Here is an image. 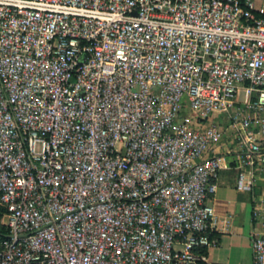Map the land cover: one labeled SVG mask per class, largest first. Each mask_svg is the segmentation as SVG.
Listing matches in <instances>:
<instances>
[{"label":"built area","instance_id":"obj_1","mask_svg":"<svg viewBox=\"0 0 264 264\" xmlns=\"http://www.w3.org/2000/svg\"><path fill=\"white\" fill-rule=\"evenodd\" d=\"M263 132L264 5L0 0V264H203Z\"/></svg>","mask_w":264,"mask_h":264},{"label":"crops","instance_id":"obj_2","mask_svg":"<svg viewBox=\"0 0 264 264\" xmlns=\"http://www.w3.org/2000/svg\"><path fill=\"white\" fill-rule=\"evenodd\" d=\"M258 6L264 0H253ZM264 138V132L260 133ZM222 137L219 142H226ZM224 165L217 175V187L211 202L213 222L203 264H252L249 234L255 229L264 236V181L257 179L250 190L237 188V170ZM254 211L257 212L254 215Z\"/></svg>","mask_w":264,"mask_h":264},{"label":"trees","instance_id":"obj_3","mask_svg":"<svg viewBox=\"0 0 264 264\" xmlns=\"http://www.w3.org/2000/svg\"><path fill=\"white\" fill-rule=\"evenodd\" d=\"M1 204V203H0ZM1 207H2V213H4V211H5V208H4V206L1 204ZM6 234H7V227L4 225V224H1L0 223V240H2V239H4L5 238V236H6ZM201 252H203V253H207V249H206V247H200V249H199Z\"/></svg>","mask_w":264,"mask_h":264},{"label":"rangeland","instance_id":"obj_4","mask_svg":"<svg viewBox=\"0 0 264 264\" xmlns=\"http://www.w3.org/2000/svg\"><path fill=\"white\" fill-rule=\"evenodd\" d=\"M2 207H1V204H0V223L1 224H4V214L2 213Z\"/></svg>","mask_w":264,"mask_h":264}]
</instances>
